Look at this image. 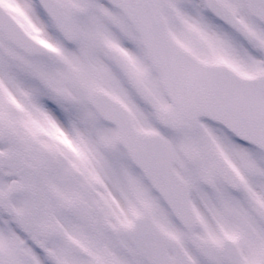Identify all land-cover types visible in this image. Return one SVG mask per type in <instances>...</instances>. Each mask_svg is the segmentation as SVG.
Instances as JSON below:
<instances>
[{
	"label": "snow or ice",
	"instance_id": "snow-or-ice-1",
	"mask_svg": "<svg viewBox=\"0 0 264 264\" xmlns=\"http://www.w3.org/2000/svg\"><path fill=\"white\" fill-rule=\"evenodd\" d=\"M0 264H264V0H0Z\"/></svg>",
	"mask_w": 264,
	"mask_h": 264
}]
</instances>
